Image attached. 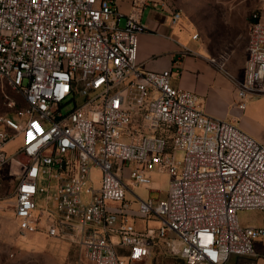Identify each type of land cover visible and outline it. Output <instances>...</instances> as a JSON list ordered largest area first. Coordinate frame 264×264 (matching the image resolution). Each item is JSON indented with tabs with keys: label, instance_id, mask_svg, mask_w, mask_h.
<instances>
[{
	"label": "built area",
	"instance_id": "1",
	"mask_svg": "<svg viewBox=\"0 0 264 264\" xmlns=\"http://www.w3.org/2000/svg\"><path fill=\"white\" fill-rule=\"evenodd\" d=\"M149 5L168 9L172 24L183 19L164 0H132L128 14L118 0H0V78L25 102L0 114V169L14 158L24 166L14 187L18 229L74 241L83 264L140 263L158 241L184 264L256 255L264 224L242 223L239 212L264 211V138L205 112L197 93L173 83L172 69L139 63ZM247 52L242 78L211 58L241 110L264 96L261 12ZM154 172L171 176L157 204L130 188L151 187ZM150 215L160 227L133 221Z\"/></svg>",
	"mask_w": 264,
	"mask_h": 264
},
{
	"label": "rangeland",
	"instance_id": "2",
	"mask_svg": "<svg viewBox=\"0 0 264 264\" xmlns=\"http://www.w3.org/2000/svg\"><path fill=\"white\" fill-rule=\"evenodd\" d=\"M164 1H167L172 8L182 11V25L187 33V39L191 40L190 33L199 34L198 40L203 47L199 49V53L204 55L206 52L218 64H222L228 74L236 78L243 77L252 15L261 12L264 21L263 0ZM254 100L250 108L243 111L245 115L242 120L245 118L256 131L264 133V96ZM12 102L14 105L11 104ZM24 105L22 96L0 78V114L12 115ZM73 106L72 101L64 110L67 111ZM232 110L235 114V110L239 109L233 104ZM231 115L233 113L228 114L225 119L231 120ZM253 136L258 140L264 138V136L262 138ZM19 142L20 139L9 142L8 152L13 154ZM20 159L14 158L0 169V264H83L74 241L68 238H51L41 232L24 235L19 231L13 209L14 187L18 176L24 171ZM99 174V169L93 171L95 178L99 177ZM153 178L154 184L151 187L131 185L130 188L142 199L150 197L154 200V204H157V200L166 197L171 176L168 173L154 172ZM128 198L133 199L129 193ZM133 210L138 213V202L134 203ZM239 217L242 223L260 224L264 222V211L242 210L239 212ZM133 221L139 228L147 225L158 228L161 225V219L153 215L147 218L136 216ZM166 257L173 256L165 251L163 242H158L149 258L131 264H160ZM238 257L233 256L226 264H236Z\"/></svg>",
	"mask_w": 264,
	"mask_h": 264
},
{
	"label": "crops",
	"instance_id": "3",
	"mask_svg": "<svg viewBox=\"0 0 264 264\" xmlns=\"http://www.w3.org/2000/svg\"><path fill=\"white\" fill-rule=\"evenodd\" d=\"M131 4L132 0H118L119 9L124 14L131 11ZM171 18V12L159 5H149L143 10L141 21L145 29L139 33V63L152 71L172 69L173 83L197 93L199 104L205 112L223 119L233 113L231 120L234 119L252 136L262 138L263 132L256 131L245 118L242 120L245 115L244 110L238 108L239 110H235L234 114L232 109L233 104H236L233 82L224 75L205 51L204 55L199 53V49L203 47L199 40L192 38L194 33H190L191 40L186 38L183 19L178 24H172ZM185 46L194 53H183ZM177 66L180 68V76L176 73ZM254 102V99L251 100L246 109ZM255 251L256 255L253 256H239L236 264H264V238L255 241Z\"/></svg>",
	"mask_w": 264,
	"mask_h": 264
},
{
	"label": "trees",
	"instance_id": "4",
	"mask_svg": "<svg viewBox=\"0 0 264 264\" xmlns=\"http://www.w3.org/2000/svg\"><path fill=\"white\" fill-rule=\"evenodd\" d=\"M158 242H161V241H158ZM158 242L155 244V246L158 244ZM155 246H154V248H155ZM154 248H153V250H154ZM160 264H184V262H183V260L181 258L173 256V257L164 258L163 260H161Z\"/></svg>",
	"mask_w": 264,
	"mask_h": 264
}]
</instances>
